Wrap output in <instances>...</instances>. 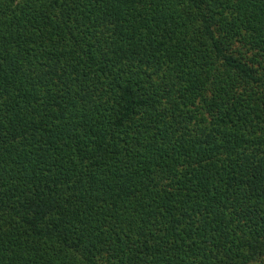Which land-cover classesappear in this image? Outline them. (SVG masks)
Segmentation results:
<instances>
[{"label":"trees","instance_id":"obj_1","mask_svg":"<svg viewBox=\"0 0 264 264\" xmlns=\"http://www.w3.org/2000/svg\"><path fill=\"white\" fill-rule=\"evenodd\" d=\"M0 264H264V0H0Z\"/></svg>","mask_w":264,"mask_h":264}]
</instances>
